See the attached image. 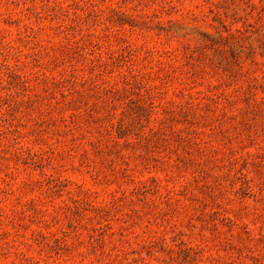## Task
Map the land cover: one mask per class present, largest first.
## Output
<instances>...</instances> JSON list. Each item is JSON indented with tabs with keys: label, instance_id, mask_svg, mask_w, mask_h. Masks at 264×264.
<instances>
[{
	"label": "rangeland",
	"instance_id": "obj_1",
	"mask_svg": "<svg viewBox=\"0 0 264 264\" xmlns=\"http://www.w3.org/2000/svg\"><path fill=\"white\" fill-rule=\"evenodd\" d=\"M0 264H264V0H0Z\"/></svg>",
	"mask_w": 264,
	"mask_h": 264
}]
</instances>
